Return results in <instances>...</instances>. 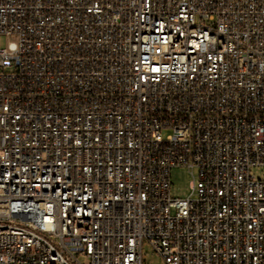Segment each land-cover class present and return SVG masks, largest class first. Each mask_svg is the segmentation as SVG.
<instances>
[{"label": "built area", "instance_id": "1", "mask_svg": "<svg viewBox=\"0 0 264 264\" xmlns=\"http://www.w3.org/2000/svg\"><path fill=\"white\" fill-rule=\"evenodd\" d=\"M0 34V264H264V0H0Z\"/></svg>", "mask_w": 264, "mask_h": 264}, {"label": "rangeland", "instance_id": "2", "mask_svg": "<svg viewBox=\"0 0 264 264\" xmlns=\"http://www.w3.org/2000/svg\"><path fill=\"white\" fill-rule=\"evenodd\" d=\"M10 38L0 34V48L7 46ZM166 135V133H165ZM252 172L258 176L263 175V170L260 167H254ZM193 176L190 170L184 166H176L171 170V193L173 197H188L192 191ZM144 254L148 264H164L162 258L151 249L149 244H144Z\"/></svg>", "mask_w": 264, "mask_h": 264}]
</instances>
